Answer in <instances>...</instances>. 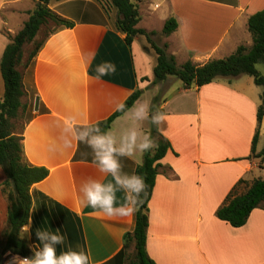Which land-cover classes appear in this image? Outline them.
<instances>
[{
	"label": "crops",
	"instance_id": "obj_1",
	"mask_svg": "<svg viewBox=\"0 0 264 264\" xmlns=\"http://www.w3.org/2000/svg\"><path fill=\"white\" fill-rule=\"evenodd\" d=\"M38 1L0 0V100L5 92L4 51ZM135 2L141 14L138 27L155 32L157 44L167 45L179 65L188 61L204 65L229 57L240 46L251 48L248 20L264 10V0ZM21 3L25 6L20 7ZM49 7L75 25L52 32L24 70L25 156L32 165L49 171L31 189L32 208L25 226L30 230L22 231L30 248L39 243L37 230H59L66 241L58 254L69 248L84 250L90 264H119L117 256L124 249L125 236L134 229L135 212L109 218L81 205L80 188L85 181L109 182L111 177L99 173L85 144L73 141L71 147L63 146V124L76 117L81 125H94L116 112V103H124L141 89L140 99L149 100L151 106L155 97L165 98L160 108L167 118L160 130L172 145L160 162L149 203L151 258L157 264H264V208L255 209L241 228L216 215L240 180H244L239 188L243 193L249 183L264 178L261 158L252 157L262 93L256 87L236 85L242 76L218 78L190 89L169 77L152 87L155 55L141 37L132 46L126 43V35L117 26V8L110 0H51ZM171 18L178 27L166 36L163 29ZM103 62L114 64L116 71L95 79V69ZM124 124L119 117L111 128ZM144 127L151 130L147 123ZM262 138L264 120L257 153L262 151ZM143 160L144 154L139 153L121 158L123 171L135 174ZM6 180L0 167V238L8 226ZM117 195L123 199L122 193ZM133 250L132 246L130 253Z\"/></svg>",
	"mask_w": 264,
	"mask_h": 264
},
{
	"label": "trees",
	"instance_id": "obj_2",
	"mask_svg": "<svg viewBox=\"0 0 264 264\" xmlns=\"http://www.w3.org/2000/svg\"><path fill=\"white\" fill-rule=\"evenodd\" d=\"M51 0H39L36 9L30 12L23 29L14 37H10L2 60L1 71L5 84L4 97L0 100V167L4 170L7 180L3 184V192L8 201V226L0 238V264L9 253L31 258L33 251L22 231L29 223L32 208V187L46 179L49 171L45 167L34 166L27 160L24 149V123L18 130L17 121L22 118L24 108L22 99L25 96L24 70L28 69L43 47L49 34L43 41L36 43L27 54L26 46L35 44L43 26L54 23L57 31L61 28H73L75 23L54 12L50 7ZM117 8V26L126 35V43L132 46L136 38L145 39L155 55L154 78L151 85H158L169 77H175L184 83L186 89L201 88L218 78H237L248 75L254 83L262 88L261 104L257 112L258 128L252 144V157L261 158L264 166V148L257 153L260 126L264 120V75L257 65L264 63V10L252 15L248 20L252 35L251 48L240 46L235 53L225 59L212 60L204 65L188 61L179 65L175 56L168 53V46L161 47L154 39L155 32H148L138 25L141 22L139 6L135 0H110ZM178 24L174 18L169 19L164 26L166 36L176 31ZM143 90H136L124 103L131 106L139 100ZM163 103V101H162ZM161 102L155 97L152 102L153 111H160ZM114 112L99 125L107 130L114 121L121 117ZM151 136L158 147L144 154L143 163L135 174L141 175L147 185L142 194L141 203L135 211V226L132 232L125 236L124 249L117 256L119 264H157L149 255L147 249L149 228V203L152 199L156 179L162 168L161 161L172 148L171 142L165 137L160 126L151 125ZM244 180H240L228 194L224 204L217 210V217L235 228L245 226L251 213L257 208H264V178L249 183L243 193H239ZM134 247L133 253L130 248Z\"/></svg>",
	"mask_w": 264,
	"mask_h": 264
},
{
	"label": "clouds",
	"instance_id": "obj_3",
	"mask_svg": "<svg viewBox=\"0 0 264 264\" xmlns=\"http://www.w3.org/2000/svg\"><path fill=\"white\" fill-rule=\"evenodd\" d=\"M256 67H259L257 65ZM116 66L111 62H103L95 69V79L113 74ZM115 110L121 113L120 119L125 124L118 128L103 129L99 125H81L76 117H69L63 124L64 147H71L72 142L85 144L93 155V163L104 177H111L109 182L89 178L80 188V203L89 207L96 215L109 218L127 217L141 203L142 194L146 191V183L141 175L129 174L123 171L121 158H132L138 153L143 155L158 147L151 136L150 130H145V123L159 127L166 115L153 111L149 100L139 99L131 106L123 102L116 103ZM123 194V199L118 198ZM25 227L24 232L29 233ZM38 244L33 245L31 258L14 257L12 264H90L89 254L84 250L60 251L66 236L59 230L36 231Z\"/></svg>",
	"mask_w": 264,
	"mask_h": 264
},
{
	"label": "rangeland",
	"instance_id": "obj_4",
	"mask_svg": "<svg viewBox=\"0 0 264 264\" xmlns=\"http://www.w3.org/2000/svg\"><path fill=\"white\" fill-rule=\"evenodd\" d=\"M20 7L25 6V3H21L19 5ZM56 29V26L54 23H49L48 25L43 26L42 31L40 32L39 37L36 39L35 44L32 45H27L26 46V51L27 54L35 47L36 43L43 41L50 33H52L54 30ZM259 67H257V69L259 70V72L264 75V63H260L258 64ZM235 84H243L244 86H252V87H256V91L258 93H262V88L255 86L254 84V80L252 79V77L246 75V76H242L241 80L238 82V80H235ZM152 87H154V85H151ZM156 86V85H155ZM160 98V102L162 104V101L165 99L164 97H159ZM256 99H260V97H255ZM24 124V119H19L17 121V127L18 130L19 128ZM264 148V138H262L261 142H260V149L263 150Z\"/></svg>",
	"mask_w": 264,
	"mask_h": 264
},
{
	"label": "built area",
	"instance_id": "obj_5",
	"mask_svg": "<svg viewBox=\"0 0 264 264\" xmlns=\"http://www.w3.org/2000/svg\"><path fill=\"white\" fill-rule=\"evenodd\" d=\"M17 256L20 257L21 259H23V258H27V257L20 256V255L14 254V253H9V254L5 257V259H4V261H3L2 264H12L13 258H14V257H17Z\"/></svg>",
	"mask_w": 264,
	"mask_h": 264
},
{
	"label": "water",
	"instance_id": "obj_6",
	"mask_svg": "<svg viewBox=\"0 0 264 264\" xmlns=\"http://www.w3.org/2000/svg\"><path fill=\"white\" fill-rule=\"evenodd\" d=\"M39 109V99L37 98L36 99V110H38Z\"/></svg>",
	"mask_w": 264,
	"mask_h": 264
}]
</instances>
